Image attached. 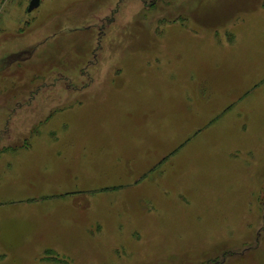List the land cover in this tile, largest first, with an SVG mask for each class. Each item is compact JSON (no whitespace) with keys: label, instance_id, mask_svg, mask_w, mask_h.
Wrapping results in <instances>:
<instances>
[{"label":"rangeland","instance_id":"1","mask_svg":"<svg viewBox=\"0 0 264 264\" xmlns=\"http://www.w3.org/2000/svg\"><path fill=\"white\" fill-rule=\"evenodd\" d=\"M29 1L0 0V264H264V0Z\"/></svg>","mask_w":264,"mask_h":264},{"label":"water","instance_id":"2","mask_svg":"<svg viewBox=\"0 0 264 264\" xmlns=\"http://www.w3.org/2000/svg\"><path fill=\"white\" fill-rule=\"evenodd\" d=\"M40 0H30L29 5L27 7L28 11H31L33 8L37 7L39 5Z\"/></svg>","mask_w":264,"mask_h":264},{"label":"crops","instance_id":"3","mask_svg":"<svg viewBox=\"0 0 264 264\" xmlns=\"http://www.w3.org/2000/svg\"><path fill=\"white\" fill-rule=\"evenodd\" d=\"M43 197H44V195H43Z\"/></svg>","mask_w":264,"mask_h":264}]
</instances>
